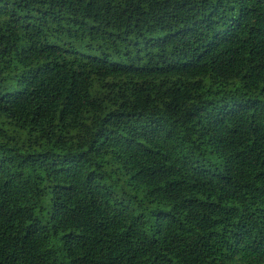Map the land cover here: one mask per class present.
Segmentation results:
<instances>
[{"label": "trees", "instance_id": "trees-1", "mask_svg": "<svg viewBox=\"0 0 264 264\" xmlns=\"http://www.w3.org/2000/svg\"><path fill=\"white\" fill-rule=\"evenodd\" d=\"M0 264H264V0H0Z\"/></svg>", "mask_w": 264, "mask_h": 264}]
</instances>
